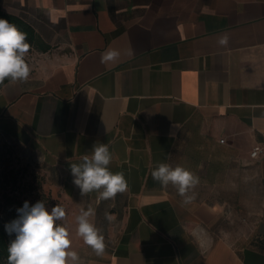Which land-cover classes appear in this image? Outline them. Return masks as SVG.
I'll use <instances>...</instances> for the list:
<instances>
[{
  "label": "crops",
  "instance_id": "obj_1",
  "mask_svg": "<svg viewBox=\"0 0 264 264\" xmlns=\"http://www.w3.org/2000/svg\"><path fill=\"white\" fill-rule=\"evenodd\" d=\"M0 7L27 22L44 48L27 82L0 89V138L41 156L76 216L94 210L101 256L77 235L76 221L67 223L83 264H264V0H0ZM224 35L227 46L218 43ZM108 48L121 53L116 63H101ZM96 143L108 145L110 171L127 181L115 199L82 196L73 183L70 165ZM203 144L231 152L243 145L238 157L246 161L262 149L256 218L247 190L244 223L237 199L212 198L226 191L206 180L211 164L189 204L153 179L159 163L188 169Z\"/></svg>",
  "mask_w": 264,
  "mask_h": 264
},
{
  "label": "clouds",
  "instance_id": "obj_2",
  "mask_svg": "<svg viewBox=\"0 0 264 264\" xmlns=\"http://www.w3.org/2000/svg\"><path fill=\"white\" fill-rule=\"evenodd\" d=\"M228 40V36L224 35L218 43L227 46ZM29 49L26 34L8 20L0 19V85L5 81L27 82L31 74L30 65L26 62ZM127 54L130 56L133 53L129 50ZM120 56L118 50L108 48L101 54V63H116ZM111 161L108 145L96 143L91 155L85 154L81 162L70 165L73 183L80 189L82 196L95 191L99 193V200H109L127 190L124 174L110 171ZM151 175L164 187L169 184L174 186L184 204L195 199L194 195L188 193L198 185L199 178L182 166L159 163ZM17 212L18 218L5 225L9 236L15 234V239L10 241L7 248L8 264H83L79 254L71 250L69 231L56 223L66 216L62 206L56 205L49 211L43 201L31 206L25 201ZM94 215L91 208L87 211L81 209L75 217L76 232L97 256H101L106 245L101 229L91 220Z\"/></svg>",
  "mask_w": 264,
  "mask_h": 264
},
{
  "label": "rangeland",
  "instance_id": "obj_3",
  "mask_svg": "<svg viewBox=\"0 0 264 264\" xmlns=\"http://www.w3.org/2000/svg\"><path fill=\"white\" fill-rule=\"evenodd\" d=\"M42 51L39 47L30 48L29 53L26 55V62L30 65V68H35L37 61L41 57ZM1 144L5 143L6 158L10 159L11 168L17 173V183L10 185L15 195L21 199L32 201L36 196L38 201H43L46 208L51 211L52 207L56 205L62 206L66 211V216L63 220L56 223L64 226L69 231V224L71 221H75L76 212L72 208L69 200L65 198L58 186V181L52 176L53 171L50 167L45 165L41 156L28 148H21L11 145L0 138ZM222 143L224 142L221 141ZM222 145V147H221ZM225 148V144H220L216 150L212 145L203 144L192 158L190 167L187 170L194 173L198 178L203 176L206 167L211 164L210 169L212 174L206 180L209 182H215L216 185L223 186L226 192L216 190L212 192V198H229L238 200V218L239 221L244 223L245 220V208L244 204H240L246 196L251 198L250 208L248 213H251V217L256 218L259 210V190L256 181V160L246 161L238 157L240 149L245 146H238L234 151H229ZM233 152H237L236 154ZM252 154V153H251ZM211 161V162H209ZM199 167L202 171L199 173ZM204 178L200 181L203 183ZM237 190V194L230 193V190ZM197 186L192 194L197 197ZM208 196V195H206ZM72 232V231H71ZM71 234V233H70Z\"/></svg>",
  "mask_w": 264,
  "mask_h": 264
},
{
  "label": "trees",
  "instance_id": "obj_4",
  "mask_svg": "<svg viewBox=\"0 0 264 264\" xmlns=\"http://www.w3.org/2000/svg\"><path fill=\"white\" fill-rule=\"evenodd\" d=\"M0 19H6L10 23L14 24L20 31L26 34L27 42L30 44V48L39 47L41 51L44 48L41 45V40L37 36L35 30L24 20L14 15L5 13L0 7ZM9 81H5L0 85V89ZM5 143L0 142V264H8V245L11 240L15 239V234L11 236L5 230V225L18 218V208H21L26 199H21L15 195L10 185L17 183L18 177L14 169L11 168L10 159L6 158ZM38 198L33 197L29 205H34L38 202Z\"/></svg>",
  "mask_w": 264,
  "mask_h": 264
},
{
  "label": "built area",
  "instance_id": "obj_5",
  "mask_svg": "<svg viewBox=\"0 0 264 264\" xmlns=\"http://www.w3.org/2000/svg\"><path fill=\"white\" fill-rule=\"evenodd\" d=\"M261 152H262V149L259 148V147H257V148H255V149L253 150V152H252V154H251V157H252L253 159H256V158L261 154Z\"/></svg>",
  "mask_w": 264,
  "mask_h": 264
}]
</instances>
